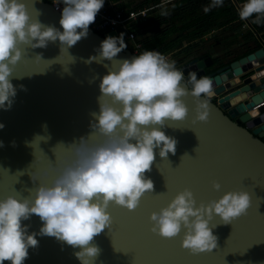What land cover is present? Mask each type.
<instances>
[{
    "label": "water",
    "instance_id": "water-1",
    "mask_svg": "<svg viewBox=\"0 0 264 264\" xmlns=\"http://www.w3.org/2000/svg\"><path fill=\"white\" fill-rule=\"evenodd\" d=\"M22 2L32 19L62 31L61 12L42 0ZM121 32L120 28L115 31ZM105 38L89 27L87 37L67 50H61L58 41L46 48L22 46L11 79L16 88L14 103L8 111L0 109L4 125L0 129V199L21 200L39 184H50L56 175L52 169L67 155L65 146H57L56 161L52 149L91 135L90 124L95 122L91 113L99 112L100 80L115 61H87L97 55ZM37 54L41 59H36ZM134 55L125 48L114 59ZM211 62L209 55L201 53L180 63L186 79L195 72L198 79L206 76L213 81L207 121L194 122L193 97L181 98L188 109L186 118L166 122L160 129L177 141L175 154L161 158L159 149H154L151 171L145 173L153 191L140 198L135 210L109 204L111 224L94 237L100 249L94 264H264V49L259 46L215 67ZM37 136L42 137L34 140ZM46 136H50L47 142ZM213 182L221 185L220 191L213 190ZM185 189L193 193L197 206L217 201L227 192L243 191L250 197L246 214L231 224H220L218 217L209 222L217 237L211 252L191 254L183 249V230L172 239L150 231V214L166 208ZM21 224L27 226L28 234L39 233L42 227L35 215ZM35 238L38 246L28 250L23 264H80L74 255L80 249L54 237Z\"/></svg>",
    "mask_w": 264,
    "mask_h": 264
},
{
    "label": "clouds",
    "instance_id": "clouds-1",
    "mask_svg": "<svg viewBox=\"0 0 264 264\" xmlns=\"http://www.w3.org/2000/svg\"><path fill=\"white\" fill-rule=\"evenodd\" d=\"M104 2L53 0L54 5H63L60 31L32 19L22 0H0V109L8 111L14 103L16 88L11 79L21 60L22 46L46 48L58 41L61 50L71 48L87 37L89 25L95 22ZM222 5L223 0H211L204 11ZM238 15L242 21L251 18L252 23L260 24L264 21V0H246ZM126 47L123 34L107 37L96 50L97 55L87 61H115L100 80L99 112L91 113L95 121L90 124L91 135L68 145L58 143L52 149L63 145L67 155L52 169L56 175L50 184H39L21 200L13 196L0 199V264H23L28 250L38 246L37 235L54 237L80 249L74 253L80 264H94L100 249L93 240L111 224L109 204L135 210L140 198L153 191V182L145 173L151 171L154 149H159L161 158L175 154L177 141L160 129L166 122L186 118L188 109L181 98L193 97L194 122L207 121L214 94L210 78L198 79L195 72H189L185 79L174 61L156 51H144L122 61L114 59ZM36 59H41L40 54ZM3 127L0 124V129ZM38 137L42 136L34 140ZM46 137L45 142L50 139ZM93 138L98 142L90 143ZM212 188L220 191L221 185L213 182ZM249 206L250 197L243 191L227 192L217 201L197 206L193 193L185 189L166 208L150 214V231L172 239L183 230V249L191 254L211 252L217 247V237L209 228L212 218L218 217L220 224L228 225L246 214ZM33 215L39 217L42 227L39 233L28 234L21 221Z\"/></svg>",
    "mask_w": 264,
    "mask_h": 264
},
{
    "label": "crops",
    "instance_id": "crops-1",
    "mask_svg": "<svg viewBox=\"0 0 264 264\" xmlns=\"http://www.w3.org/2000/svg\"><path fill=\"white\" fill-rule=\"evenodd\" d=\"M184 1L185 0H183V2ZM229 1L232 2L231 0ZM183 2L178 3L177 6H179L180 4H184L183 6H186L185 5L186 3H183ZM210 2L211 1L209 0H204L200 4L189 5V7H187L186 9H183V10L181 9V12L179 14L176 13L175 16H173V17H179L180 15H183L182 16V18L184 19L183 22L187 20L192 21L196 17H199L198 19H195V20L196 21L199 20L200 25L198 26H200V28L194 31L191 35L180 40L179 43L181 42V44H178V42H175V44L172 46L171 49L165 50V52H167L172 58V61H175L177 63L178 62L182 63L188 57L204 53V54L209 55L212 61L211 62L212 67H215L217 65L226 63L230 61L231 59H234L237 55L246 53L245 51L247 49H252L253 39L251 38V36L249 37L250 39H247V41H250L249 43L252 42V45L248 46L249 44L248 43L247 46H244L241 44L240 46H233V44L236 42V40H238V37H240V35L245 38L248 37V35H250V30L248 29V27H246L247 25L246 21H242V24H243L242 27L244 26L242 30L241 29L238 30L237 28L233 27L234 25H230V26L226 25V24H234V22H238V20L240 19L238 15L239 12H238L237 7H236L237 11L231 12V14H227V15L225 14V11L228 8L223 9V10H217L215 7V8H212L210 11L205 12L204 9L207 6H209ZM119 3H130L132 5L134 4L142 5V3H135L133 0H117V1L105 0L104 5H107V4L116 5ZM173 4L176 5V3H173ZM232 5L233 6L231 8H235L234 2H232ZM158 12L159 11L156 10L154 12L151 11L147 13L145 17L149 19V21H152L153 25L146 30L137 32L138 34L136 33L137 37L139 38L141 42V46L144 48L162 47L168 41V39L165 38L164 40L159 41L157 40V37L163 33V30L165 28L167 29L171 25L173 26L175 25L171 23L166 24V21H164V18L157 19L155 17H152L153 16L152 14H157ZM215 12L217 14H215ZM139 20H142V19H136L132 21V23H135V22L138 23ZM196 21L195 22L193 21L190 24V26L196 23ZM263 25H264V22H263ZM189 28L187 27L186 31H189L190 30ZM226 29H229V30H226ZM225 30L229 32H226ZM222 34H223V38L222 37L220 38L218 35H222ZM126 41L127 40H125L124 42L130 46L131 43L129 41L128 42ZM259 41H261L260 46L264 49L263 40L259 38ZM189 49H191V52H188L190 51ZM186 51L188 52L187 55L185 53ZM210 52H214V53L211 54Z\"/></svg>",
    "mask_w": 264,
    "mask_h": 264
},
{
    "label": "built area",
    "instance_id": "built-area-1",
    "mask_svg": "<svg viewBox=\"0 0 264 264\" xmlns=\"http://www.w3.org/2000/svg\"><path fill=\"white\" fill-rule=\"evenodd\" d=\"M48 3L54 11L61 12L63 5H54L53 0H42ZM170 0H160L158 4H162ZM155 5L147 4V5H137V4H130V3H119L116 5L107 4L104 5L103 8L97 13L95 22L89 27L94 31H100L101 34H104L106 37H119L123 34L124 41L127 40L131 44L128 49L135 55H140L144 51H156L163 54L170 60V55L165 52L161 51L158 47L153 48H144L141 46V42L137 35L133 32L128 30V25L136 20V19H143L147 12L154 8ZM122 29L121 33H115L116 29ZM112 32V35L109 33ZM264 46V41H263ZM171 61V60H170ZM175 67L177 70L181 71L180 63L175 62ZM186 79V76H185Z\"/></svg>",
    "mask_w": 264,
    "mask_h": 264
},
{
    "label": "trees",
    "instance_id": "trees-1",
    "mask_svg": "<svg viewBox=\"0 0 264 264\" xmlns=\"http://www.w3.org/2000/svg\"><path fill=\"white\" fill-rule=\"evenodd\" d=\"M112 1H117V0H112ZM229 3H223L222 6L220 7H216L217 10H223V9H226L228 8L226 11H225V14H231V12H235L237 11L236 10V7L238 9V12L240 10V8L242 7L243 5V1L244 0H231L232 2H234V6L235 8H231L233 5H232V2H230L229 0H227ZM183 2V0H178L174 3L178 4V3H181ZM230 8V9H229ZM215 11V10H214ZM215 14H217L215 12ZM199 17H196L195 19H198ZM195 19H193L192 21L191 20H187L185 22H182L178 25H171L170 27H168L167 29L165 28L163 30V33L157 37V40L159 41H162L164 40L165 38L168 39V41L162 46V47H159V49L161 51H165V50H168V49H171L172 46L175 44V42H178L180 40H182L183 38H186L187 36L191 35L195 29H190L189 31H186V28L190 26V24L194 21H196ZM246 21V27H248V29L250 30V35H248L249 37L251 36V38L253 39V47L252 49H247L245 52H248V51H251L257 47H259L261 45V41H259V38H261L263 41H264V25H263V22L262 21L260 24H254L251 22V18L248 19V20H245ZM164 22V21H163ZM161 22V23H163ZM152 21H149V19H147L146 17H144V19L142 20H139L138 23H130L128 25V30L130 31H133L135 34L137 32H141L143 30H146L148 28H150L152 26ZM263 27V31L260 32V28ZM95 32L100 33V31H96ZM138 34V33H137ZM136 34V35H137ZM166 36V37H164ZM186 53V52H185ZM186 56V55H185Z\"/></svg>",
    "mask_w": 264,
    "mask_h": 264
},
{
    "label": "rangeland",
    "instance_id": "rangeland-1",
    "mask_svg": "<svg viewBox=\"0 0 264 264\" xmlns=\"http://www.w3.org/2000/svg\"><path fill=\"white\" fill-rule=\"evenodd\" d=\"M133 1L135 3H142V5H147V4L155 5V7L152 8V9H150L147 13H149L151 11L154 12V11L157 10L159 12L157 14H152L153 15L152 17H155L157 19H163L164 18V21H166V24H170L171 23V24L178 25V23L183 22L184 19L182 18L183 15H180L179 17H173V16H175L176 13L179 14L181 12V9L182 10L183 9H186L187 7H189V5H192V4H200L204 0H185L183 3H186L185 4L186 6H183L184 4H180L179 6H177V4L174 5L173 4L174 1H177V0H170V1L164 2L162 4H158V2L160 0H133ZM209 1H211V0H209ZM244 1H246V0H244ZM244 1L242 2L243 4L245 3ZM210 3H209V5H210ZM223 3H228V1L227 0H223ZM162 13H166V14L165 15H162ZM243 21H245V20H243ZM198 25H200L199 20L196 21V23H194L193 25H191L190 28L189 27L188 28L189 29H193V30L195 29V31H196L197 29L200 28V26H198ZM226 25L227 26L234 25L233 27L237 28L238 30L239 29L242 30L243 27H244V26L242 27V25H243L242 24V20H240V19L238 20V22H234V24H226ZM226 30H229V29H226ZM261 31H263V27L260 28V32ZM226 32H229V31H226ZM218 36L220 38L221 37L223 38V34L222 35H218ZM247 39H250L249 36L245 38V37H243V36L240 35V37H238V40H236V42L233 44V46H240V44L241 45H244V46H247V44L250 42V41H247ZM126 42H128V41H126ZM125 44L127 45V48H128L129 45L127 43H125ZM178 44H181V42L178 43ZM250 45H252V42L248 44V46H250ZM189 50L190 51H188V52H191V49H189ZM212 51H214V50H212ZM188 52L186 51V55L188 54ZM210 53L212 54L214 52H210ZM192 55H193V53H192ZM170 60L172 61V58L171 57H170Z\"/></svg>",
    "mask_w": 264,
    "mask_h": 264
}]
</instances>
